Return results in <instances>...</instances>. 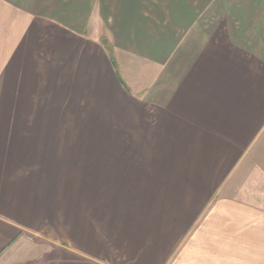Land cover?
<instances>
[{
  "label": "crops",
  "instance_id": "crops-1",
  "mask_svg": "<svg viewBox=\"0 0 264 264\" xmlns=\"http://www.w3.org/2000/svg\"><path fill=\"white\" fill-rule=\"evenodd\" d=\"M0 77V264H264V0H0Z\"/></svg>",
  "mask_w": 264,
  "mask_h": 264
},
{
  "label": "rangeland",
  "instance_id": "rangeland-1",
  "mask_svg": "<svg viewBox=\"0 0 264 264\" xmlns=\"http://www.w3.org/2000/svg\"><path fill=\"white\" fill-rule=\"evenodd\" d=\"M11 86L10 83L4 82V80L1 79L0 77V87L4 88L5 90H0V99H2L3 104H8L9 99L11 98H19L20 94H23L22 92H14V91H9L8 87ZM27 109L28 107H19V108H11L9 106H0V115L2 118L3 116H9L10 114H27ZM12 110V112H11Z\"/></svg>",
  "mask_w": 264,
  "mask_h": 264
}]
</instances>
